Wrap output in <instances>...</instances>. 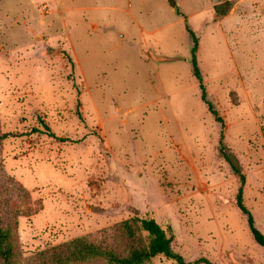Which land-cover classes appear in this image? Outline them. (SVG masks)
<instances>
[{"label":"rangeland","instance_id":"rangeland-1","mask_svg":"<svg viewBox=\"0 0 264 264\" xmlns=\"http://www.w3.org/2000/svg\"><path fill=\"white\" fill-rule=\"evenodd\" d=\"M175 1H0V221L12 264L144 213L171 227L186 262L264 264L237 207L242 189L264 233V0Z\"/></svg>","mask_w":264,"mask_h":264},{"label":"trees","instance_id":"trees-1","mask_svg":"<svg viewBox=\"0 0 264 264\" xmlns=\"http://www.w3.org/2000/svg\"><path fill=\"white\" fill-rule=\"evenodd\" d=\"M169 2L173 7L176 6L175 0H169ZM187 31L193 42L191 50L193 73L202 91V100L208 103L197 61L199 39L189 27ZM208 108L210 111H214L211 105ZM214 115L221 126L224 127L223 119L217 113H214ZM41 124L44 126L47 135L56 139L55 135L50 132L49 127L43 122ZM34 131L41 132L37 129ZM221 154L243 183L244 176L234 158L226 154L223 148ZM237 207L247 217L248 227L253 239L260 247L264 248V233L255 226L251 212L244 205L242 189L239 190L237 195ZM11 236V232L2 226L0 221V258L4 264H12L15 257L14 249L10 243ZM174 239L175 236L171 233L170 226H164L159 223L153 214L144 213L122 222L115 228V231H104L94 239L77 238L67 243L50 247L39 253L35 258V262L36 264H81L103 259L107 264H148L153 259L163 256L175 261L177 264H214L206 258L194 262H186L181 255L173 251L172 244Z\"/></svg>","mask_w":264,"mask_h":264},{"label":"crops","instance_id":"crops-1","mask_svg":"<svg viewBox=\"0 0 264 264\" xmlns=\"http://www.w3.org/2000/svg\"><path fill=\"white\" fill-rule=\"evenodd\" d=\"M199 50V49H198ZM153 57V56H152ZM156 58V57H154ZM169 59H167L166 57H157L156 58V61H159V62H165V61H168ZM200 87V86H199Z\"/></svg>","mask_w":264,"mask_h":264}]
</instances>
